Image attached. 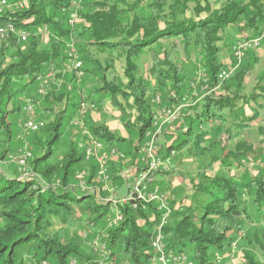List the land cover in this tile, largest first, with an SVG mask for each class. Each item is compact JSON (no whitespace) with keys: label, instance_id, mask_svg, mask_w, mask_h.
I'll return each mask as SVG.
<instances>
[{"label":"trees","instance_id":"1","mask_svg":"<svg viewBox=\"0 0 264 264\" xmlns=\"http://www.w3.org/2000/svg\"><path fill=\"white\" fill-rule=\"evenodd\" d=\"M27 3L19 11L5 6L0 12V27L11 25L15 31L27 34L24 41L18 42L14 33L5 41L0 40V159H5L15 145H22V139L16 136L19 122L27 118L22 113L25 100H31L35 106L41 98L36 121H43L44 125L26 135L31 153L28 167L34 177L27 175L20 179L15 165L9 175L0 171V264H71L72 260L77 264H180L185 257L189 264H216L214 253L227 252L246 217L260 226L254 229L259 231H254V239H250L251 248L264 251L262 167L253 174L243 171L201 176L193 186L191 204L173 214L164 228L160 227L158 212L149 219L141 209L133 208L132 203H139L137 200L122 204L121 221L109 227L108 205L95 202L88 190L67 188L76 170L84 164V154L77 147L80 134H71L69 126L82 103L102 107L109 102L120 113L121 124L129 135L114 134L104 121L97 123L89 118L86 125L94 139L106 147H116L128 156L129 162H135L140 147L150 139L147 134L155 129L152 109L155 93H163L164 102L172 91L179 99L184 98L190 79L185 66L174 63L169 54L160 59L155 48L163 40L180 39L186 53L198 48L210 87L220 86L228 92L218 98L208 95L194 113L185 116L182 139L166 151L186 148L193 155H203L206 150L201 145L208 134L217 146L224 140L223 148L219 149L225 150L232 140L231 129L224 127L225 120L237 118L240 111H234L233 105L242 98L240 91L245 78L259 59L258 49L245 51L235 71L220 81L218 74L233 66L234 59L232 56L229 65L220 62L218 44L223 35L233 41L231 47L237 40L259 36L264 26V0H28ZM72 13H76V20L70 24ZM232 29L243 34V38L233 36ZM71 43L83 71L79 84L75 82L74 71L66 68ZM144 50L152 53L149 76L156 81L153 87L150 81L137 76L134 61ZM101 54H105L104 59ZM121 58L127 82L114 65ZM50 71L55 76L52 81L48 77V88L44 77ZM258 77V82L263 83L264 59ZM41 88L44 93L39 92ZM147 91L153 96L146 95ZM259 91L264 96V88ZM129 110L136 115L133 117ZM241 146L245 151L243 143ZM238 153L241 151L229 154L228 157L235 156L227 160L239 163ZM56 180L59 184L53 186ZM76 208L80 211L78 217ZM136 217H143V221L137 224ZM56 221L62 227L54 230ZM85 227L89 235L91 231L99 235L102 250L108 254L106 261L80 250L77 233ZM159 227L164 232L166 261H160L159 254L152 250ZM70 230L73 232L69 236ZM245 263L264 264L250 251H245Z\"/></svg>","mask_w":264,"mask_h":264},{"label":"rangeland","instance_id":"2","mask_svg":"<svg viewBox=\"0 0 264 264\" xmlns=\"http://www.w3.org/2000/svg\"><path fill=\"white\" fill-rule=\"evenodd\" d=\"M27 1L28 0H9V8L19 11L28 4ZM127 1L131 2L133 0ZM230 33L236 38H243V34L236 29H232ZM232 44L233 41L226 35H223V39L218 44L220 51L217 57L223 64L229 65L232 60ZM155 49L160 59H164L165 55L169 54L170 59L174 63L184 65L188 76L187 78L190 80L188 81V86L184 89V98L179 99L172 91L169 95H166L167 100H169H165L164 102L163 93H155L158 100L153 101L152 105L153 118L157 123L154 125L155 129H152L151 132V134L155 133V138L152 143L153 158L148 161L143 151L145 148V144H143L139 150V158L136 159L135 162H129V158L125 153L121 152L116 147H106L102 142L101 147H97L91 152V155H87L84 148L89 141L88 135L82 133V128L80 126H77V129L76 126L71 123L69 124L72 129L71 134L74 135L76 132L80 134L77 138V147L84 154V164L81 169L76 170L72 177V181L68 182L67 188L72 191L89 190L95 197V202L108 205L110 214L108 215L107 225L109 227L121 221L122 218L119 219V215H122L121 207L122 204H126L125 199L129 194L133 195V197L136 195L138 196L137 201L139 203L133 202V208L138 210L141 209V212L147 215L149 219H152L155 213L158 212L160 226L164 228L168 225L169 219L173 214L177 211L182 212L184 207L191 204L190 197L193 186L200 180L201 176L211 177L222 173H227L229 175L239 174L243 171L253 174L258 168H264V96L261 95L262 93L259 91L260 87L264 88V82L261 84L258 82V76L263 68V46L257 50L258 63L253 66L252 70H250V73L245 78L243 87L240 91L242 98L237 99L233 105L234 111H240L237 118L227 117L224 123V127L231 129L232 140L228 142V147L222 150L219 149V147L223 148L222 145L224 144V140L221 146H217L216 143L212 142L213 138L210 134L205 135V141L202 142L201 145L204 147V150H206L203 155H193V152H190V150L186 148L181 150L171 148L167 151L166 148L182 139V134L186 131L184 117L194 113L195 109L199 108L198 106L201 105L204 98L211 94L215 98H218L219 94H227L228 92L221 89L220 86L210 87L207 78L208 75L203 67V61H199L201 54L198 48H194L192 51L186 53L184 51L183 42L180 39H171L163 40L160 42V46ZM151 55V52L144 50L136 57L134 62L138 67L137 76H141L144 80L150 81V85L153 87L156 81L153 77L149 76V69L152 64ZM101 58L104 59L105 54H101ZM114 65L121 79L127 82L124 76V60L122 58L118 59L115 61ZM53 75L55 76V73L50 71L44 77V84L47 85L48 88L50 87L48 83L52 81ZM48 77H51V80ZM55 82L58 83V81ZM153 94L147 91L146 95L153 96ZM26 103L27 100H25L23 104L22 113H25L27 118H23L19 122L17 127L19 134L23 130L22 125L25 120L32 119L36 121L39 114L36 108L41 103V98L31 111L25 109ZM89 105L88 103V106ZM165 108H170L172 110L179 108L178 120L175 122H163L165 118L164 113L160 114L159 112L165 110ZM85 111L84 114L77 113L74 118L76 121L78 120L79 124L82 123L85 128L88 129L86 122L87 119L90 118L97 123L104 121L109 130L114 134L119 136L129 135L121 124L120 113L115 110L109 102H105L102 107L94 104L91 107H87ZM225 112L227 113L228 111L226 110ZM129 113H131L133 117L136 115L133 110H129ZM238 125L242 127H238ZM199 130L202 132L204 131L203 128H199ZM26 135L27 133H24L21 140L22 142L20 141L22 145H15V149L13 148L5 159H0V171L9 175L13 166H16V158L19 150L22 149L24 145H30ZM241 143L245 146V151H243L244 148L242 149ZM238 150L241 151V153H238V161L241 165H238L239 163L237 162H233L232 164V161L229 162L227 160H232V157L236 155ZM244 153L245 155H243ZM229 154L235 155L228 157ZM27 170L29 176L34 177L28 165ZM99 171H103V174H99ZM80 174H83L82 179H78L77 177ZM42 184H44V182H42ZM58 184V180H56L53 186H57ZM170 202H174L173 206L170 205ZM158 207L161 209H158ZM75 211L76 217H78L80 211H78L77 208ZM142 221L143 217H136L135 222L137 224H140ZM251 222L252 220L247 217L244 219L237 237L232 240L228 246L227 252L222 254L216 251L214 253V263L246 264L245 251L254 253L256 258L264 262V251L260 248H251L250 246V239H254V231H259V229H254L260 227L256 222ZM53 226L54 230L62 227L58 221H56ZM88 231L89 229L86 227L78 230L77 234L79 236L78 242L80 250L88 254L92 252L97 258L106 261L108 259V254L102 250L99 235L96 236L92 231L89 235ZM72 232L73 230L68 231L69 236ZM159 232L164 242L165 237L163 229H160ZM156 235L160 237L158 232ZM187 261L188 259L185 257L180 264H189ZM71 264L77 263L72 260Z\"/></svg>","mask_w":264,"mask_h":264},{"label":"built area","instance_id":"3","mask_svg":"<svg viewBox=\"0 0 264 264\" xmlns=\"http://www.w3.org/2000/svg\"><path fill=\"white\" fill-rule=\"evenodd\" d=\"M5 6H9V3L7 2V0H0V12L5 8ZM76 20V13H72L69 17L68 22L70 24H73V22ZM10 33H14L17 36V41H24L27 37V34L24 31H20L19 33H17L15 31V29L11 26L8 25L5 27H0V40H6L7 37H9ZM259 36L253 37V38H249V39H241V40H237L236 42H234V45L231 47L232 49V56L234 59V65L230 66L228 69L222 70L219 74H218V78L220 81L226 79L227 77H229L234 71L235 69L238 67V65L241 62V59L244 56L245 51L249 50V49H260V47H262L263 43H264V26L262 28V30L259 33ZM68 59H69V64L67 65V69L70 71H74L75 73V82L77 84H79V82L81 81L82 75H83V71L81 68V61L78 59L77 54L75 53V47L73 45V43L70 44L69 48H68ZM68 89H71V86L68 87ZM40 93H44L45 89L41 88L39 90ZM158 97L154 98V101H157ZM93 106V104H90L88 106V103H82L79 109V114H84L87 109V107H91ZM34 108L33 103L31 102V100H27L25 109L27 111H31ZM160 114L164 113V120L163 122H175L176 120H178L179 118V108H176L174 110L170 109V108H165V110H162L159 112ZM154 125H156V121L153 122ZM71 124L74 126H80L82 128V133L83 134H87L88 135V142H87V146L84 148V151L87 155H91V152L93 150H95L97 147H101L102 143L97 140L94 139L90 134L87 128H85L84 125H82V123L79 124L78 120L76 121L75 119L71 121ZM44 123L43 121H35L32 119H27L23 122L22 125V132L20 134L17 135L18 139H22L24 136V133H30V132H37L39 129H41L43 127ZM154 134L148 133L147 136L149 139V141H147L145 143V148L143 149V151L145 152L146 158L148 159V161L153 158L152 155V147H153V140H154ZM31 153L28 149L27 145H24V147L22 149L19 150V153L17 154V158H16V166H17V170L20 171L21 175H20V179L29 175V172L27 170V165H28V159L31 157L30 156ZM151 165V164H150ZM104 171V170H103ZM103 171H99V174H103ZM78 179H82L83 178V174H80L77 176ZM84 190V189H83ZM82 190V191H83ZM89 191V190H88ZM90 192V191H89ZM138 199V196H134L129 194L126 197V201L125 202H130V201H135ZM138 202V201H137ZM134 207V206H133ZM158 209H161L160 207H158ZM122 218V215H119V219ZM162 227V226H160ZM160 227L159 230L157 231L160 235ZM156 232V233H157ZM155 233V238L152 242V250L155 253L159 254V259L160 261H166L165 259V254H164V247H163V241H162V237L160 235L157 236Z\"/></svg>","mask_w":264,"mask_h":264},{"label":"crops","instance_id":"4","mask_svg":"<svg viewBox=\"0 0 264 264\" xmlns=\"http://www.w3.org/2000/svg\"><path fill=\"white\" fill-rule=\"evenodd\" d=\"M262 46H263V48H264V43H263V45H262Z\"/></svg>","mask_w":264,"mask_h":264}]
</instances>
